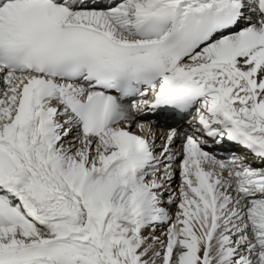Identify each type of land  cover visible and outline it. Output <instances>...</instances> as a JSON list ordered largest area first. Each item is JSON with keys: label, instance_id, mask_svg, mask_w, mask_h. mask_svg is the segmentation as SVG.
I'll use <instances>...</instances> for the list:
<instances>
[{"label": "snow or ice", "instance_id": "obj_1", "mask_svg": "<svg viewBox=\"0 0 264 264\" xmlns=\"http://www.w3.org/2000/svg\"><path fill=\"white\" fill-rule=\"evenodd\" d=\"M0 264H264V0H0Z\"/></svg>", "mask_w": 264, "mask_h": 264}]
</instances>
